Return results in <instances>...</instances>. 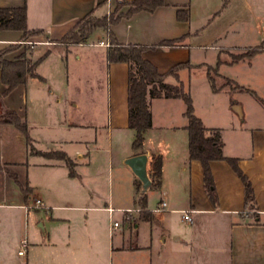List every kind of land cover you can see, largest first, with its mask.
Wrapping results in <instances>:
<instances>
[{"label":"crops","instance_id":"obj_1","mask_svg":"<svg viewBox=\"0 0 264 264\" xmlns=\"http://www.w3.org/2000/svg\"><path fill=\"white\" fill-rule=\"evenodd\" d=\"M120 1L0 0L2 8L25 6L28 29L42 31L23 38L19 30H0V50L19 44L17 49L6 54V58L11 60L25 52L35 61L49 51L36 67L38 76L29 77L4 96H1L4 86L0 76V114L6 109L15 111L26 123L29 136L27 140L15 126L0 123V264H154V257L161 261L160 264H264V135L259 129H252L250 152L228 153L222 128L208 126L201 119L207 128L221 130L223 153L227 157L238 158L239 167L250 181L255 207L249 209L244 205L242 182L226 160L210 161L218 197L217 204L213 205L203 186L202 165L198 160L188 159V140L182 139L183 134L188 136L185 109L182 110L179 102L181 98L151 99L152 124L145 131L146 136L155 125L157 104L165 110L170 109L169 125L180 134L181 140L163 153L148 145L145 137L141 151L131 149L125 153L122 158L124 165L119 167V174L125 179L129 176L135 186L138 178L125 160L133 155L146 154L148 173L152 158L156 155L162 157L160 186L156 187L160 199L154 206L164 201L166 206L161 212L148 208L146 198V206L138 210L140 207L134 204L136 213H129L127 218L125 210L130 208H113L111 192L103 204L94 201L91 195L85 197L81 193V198L85 199H80L78 204L56 206L52 204L46 187L36 180L34 170L37 169L55 177L64 173L69 178L75 177L69 175L64 159H50L33 151H61L70 160L74 159L75 166L90 165L91 150L88 146L94 147L97 140L78 133L73 135L89 124L66 122L63 111L64 105L70 102L68 88L72 83L69 78L75 76L79 81L80 69L95 54L86 45L87 39L98 32V41L108 42L107 31L97 28L84 42L64 44L77 47L74 54L65 47L68 55L60 56L62 61L66 59L65 71L64 61L57 64V73L65 77L67 92L47 87L46 77L49 75L38 72L56 49L46 47L37 54L43 45H57L56 41L79 19L89 13L96 17L107 15ZM164 1L165 5L153 11L135 12L111 26V31L121 43L152 45L162 40L181 38L176 45L157 46L143 52V56L161 72L178 62H192L195 66H209L211 69L216 63L215 73L219 74L222 63L230 65L248 61L254 55L238 57L233 54L244 52L246 40L253 37L255 30H259L258 39L262 42L261 50H264L261 0ZM178 8L188 9V20L177 18ZM31 44L40 46L29 52L27 45ZM96 47L105 48L102 58L106 71V125L112 140L115 133L132 130L127 125V64L108 63L107 47ZM251 48L254 47L247 49ZM69 57L74 58L71 64ZM78 106L79 103L73 104L74 108ZM114 170L110 160V188ZM56 185L53 181L49 184L58 196ZM36 199L41 201V206L36 204ZM133 202L136 203L134 195ZM54 207H65L62 211L67 212H55ZM183 211H190L192 220L187 230L179 232L174 240H169L158 229L160 227L154 226L159 222L164 229L163 224H169L172 213H180L182 219ZM115 212L122 214L121 222L111 229ZM23 241L26 242L24 253L19 254Z\"/></svg>","mask_w":264,"mask_h":264},{"label":"rangeland","instance_id":"obj_2","mask_svg":"<svg viewBox=\"0 0 264 264\" xmlns=\"http://www.w3.org/2000/svg\"><path fill=\"white\" fill-rule=\"evenodd\" d=\"M259 4L260 10L264 13V0H261ZM258 32L259 30H255L253 37H249L246 40V47H244L243 53L233 55L242 57L247 54L248 47L260 45L262 42L258 39ZM99 38V33L94 32L86 41V45L91 47L95 54L80 69L81 76L79 77V81L75 76L69 78V81L72 83L68 88L70 102L64 105L63 111L66 122L89 124L88 127H81V129L73 132V135L78 133L85 135L86 138H96L97 142L94 147L88 146L91 150L89 155L90 165L87 167L75 166L77 173L75 178H69L65 173L62 176L58 175L55 177L38 169L34 170V174L38 183L46 187L52 197V204L56 206L78 204L80 199H85L83 196L81 198V193L85 197L91 195L94 201H101L103 204L104 201H107V197L111 192L113 197L111 206L113 208H130L132 210L131 214H135L136 212L133 210L135 208L134 204L135 206H140V203H138L139 198L135 195V186L132 185L129 176L125 179L123 175L119 174L121 169L119 167H123L124 165L122 164L124 154L132 149L135 132L134 130H126V132L115 133L112 140L108 134L106 125V71L102 58L105 48L95 46ZM39 46V44H31L27 45V49L29 52H33ZM46 47L56 50L40 66L38 72L49 75L46 77L47 81L45 85L47 87L67 92L65 89V77L57 73V64L64 61L62 65L65 71L66 59L62 61L60 56L66 57L68 55V50L65 47H69L72 54L76 53L77 47L72 45L66 46L60 43L57 45H43L37 55L42 53ZM57 50L58 53L56 52ZM73 59L69 57L70 64L71 61H74ZM191 64L192 66L184 67L179 71V78L183 82L184 90L190 94L195 115L204 119L208 126L222 128L228 153L245 154L250 152L252 129H259L261 135H264V50L256 52L248 61H239L230 65L222 63L219 65V74L215 73L216 63H211L214 69H211L209 66L208 68L201 65L195 66L193 65L194 63L190 62L189 65ZM69 70H71L70 67ZM212 83L216 87V90L213 89ZM41 86L44 87V85ZM75 102L79 103L77 108L73 107ZM179 102L184 111L186 107L184 101L180 99ZM173 111L175 110L173 109ZM169 122H171L170 109L165 110L162 106L158 107L156 104L155 125L146 133V136L144 133L147 144L157 147L163 153L165 151L168 152L170 147L181 140L180 134L171 129ZM235 129H238V131ZM183 135V141L188 140V137L185 134ZM109 148L111 149L110 151L108 150ZM73 160L71 159V161ZM110 160H112L115 169L112 176V188H110L108 182ZM51 181L57 184L58 196H55L54 191L50 189L49 184ZM147 189L145 198H147L148 208H154L160 199L159 192L155 187H148ZM133 195L136 203L133 202ZM63 208L65 207H54V211L59 213L67 212L62 211ZM105 214L107 215V213ZM121 217L122 214L120 212H115L112 220L121 222ZM37 219L41 221L40 217ZM188 224L189 222L181 219L180 213H172L169 216V224H163L165 226L164 229H161L162 227L159 222H156L154 226L160 227L158 229L169 240H174L179 236V232L187 230ZM126 227L128 226L126 225ZM154 258V264L161 263L156 257Z\"/></svg>","mask_w":264,"mask_h":264},{"label":"trees","instance_id":"obj_3","mask_svg":"<svg viewBox=\"0 0 264 264\" xmlns=\"http://www.w3.org/2000/svg\"><path fill=\"white\" fill-rule=\"evenodd\" d=\"M165 5L164 0H122L117 2L115 9L107 15L96 17L91 13L79 19L57 43L79 44L84 42L89 35L97 28L107 31L109 47L106 50L108 63L124 62L127 64V125L134 130L135 136L132 142V149L139 152L143 147L144 133L151 127L152 114L150 101L153 98H181L185 103V116L187 118L188 159L198 160L202 165L203 186L205 192L213 205L218 202L217 193L214 187L213 176L210 169V161L226 160L242 182L243 203L249 208L255 207L253 191L250 181L238 165V158L227 157L223 153V140L221 130L207 128L200 117L195 115L190 94L184 90L183 82L179 78V71L189 67L188 62H178L161 72L157 66L143 56V52L157 46L176 45L181 38L162 40L156 44L144 45L139 43H121L111 31V26L116 24L123 17H128L138 11H153L159 6ZM221 10V9H220ZM220 12V11H219ZM177 18L182 21L189 19L188 9H177ZM0 30H19L22 37L40 34L41 30H29L26 24V7H0ZM18 43L11 44L0 50V76L4 86L1 96L9 93L17 85L25 83L31 76H38L36 67L46 57V51L40 58L33 61L25 52L14 59L6 58V54L17 49ZM262 49L261 45L248 50V56L255 54ZM212 87H216L212 83ZM0 123L11 124L20 130L27 138L28 128L24 121L13 110H4L0 114ZM35 154L47 158L64 159L69 169V175L75 177V164L64 152L56 150L33 151ZM151 169L148 172L151 184L149 187H159L162 170V157L156 155L152 158ZM142 186L139 179L135 180V192L142 210L146 206L145 192L141 191Z\"/></svg>","mask_w":264,"mask_h":264},{"label":"water","instance_id":"obj_4","mask_svg":"<svg viewBox=\"0 0 264 264\" xmlns=\"http://www.w3.org/2000/svg\"><path fill=\"white\" fill-rule=\"evenodd\" d=\"M240 111L239 108H237ZM125 163L131 168L135 176L142 183V190L145 191L151 184L150 178L147 173L146 164H147V155L146 154H137L131 157H128L125 160Z\"/></svg>","mask_w":264,"mask_h":264},{"label":"built area","instance_id":"obj_5","mask_svg":"<svg viewBox=\"0 0 264 264\" xmlns=\"http://www.w3.org/2000/svg\"><path fill=\"white\" fill-rule=\"evenodd\" d=\"M96 46H104V47H109V42L107 41H104V40H99L98 43L95 44ZM36 204L38 206H41V201L39 199H36ZM166 206V203L164 201L160 202L154 209L153 211L154 212H161ZM110 211L112 210L111 208L109 209ZM139 210V209H138ZM132 210L131 209H127L125 210V213L127 214L126 217L128 218V215L129 213H131ZM182 219L185 220V221H188L190 222L192 220V217L190 215V211H183L182 212ZM118 225V222H113L112 225H111V229H114L116 226ZM25 241H23V248H21L18 253L19 254H23L24 253V245H25Z\"/></svg>","mask_w":264,"mask_h":264}]
</instances>
